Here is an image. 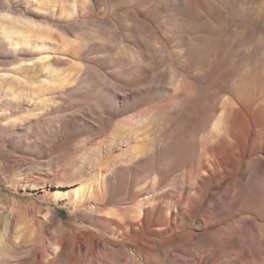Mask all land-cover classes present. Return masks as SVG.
Listing matches in <instances>:
<instances>
[{"label": "rangeland", "instance_id": "obj_1", "mask_svg": "<svg viewBox=\"0 0 264 264\" xmlns=\"http://www.w3.org/2000/svg\"><path fill=\"white\" fill-rule=\"evenodd\" d=\"M9 9L36 48L14 62L0 36V71L32 66L24 83H0V254L54 260L60 241L92 232L111 250L96 244L85 260L68 249L65 263L143 264L113 223L177 191L190 144L211 139L203 97L221 109L264 76V0H0V16ZM42 80L53 86L35 91ZM191 89L201 94L182 103ZM173 143L178 157L164 149Z\"/></svg>", "mask_w": 264, "mask_h": 264}, {"label": "bare ground", "instance_id": "obj_2", "mask_svg": "<svg viewBox=\"0 0 264 264\" xmlns=\"http://www.w3.org/2000/svg\"><path fill=\"white\" fill-rule=\"evenodd\" d=\"M23 29L29 32L30 25L10 9L0 16V36L7 41L4 46L11 49L14 62L25 60L21 51L36 48L23 36ZM46 61L47 57H40L33 66H44ZM30 67L19 64L15 69L0 71V83H24L19 72ZM51 86L52 82L42 80L35 91ZM245 87L250 90L242 96L223 97L221 109H210L205 97L201 100L202 114L212 110L211 139L203 147L190 144L181 175L171 181L177 191L167 193L162 202H157L161 195L143 198V203L152 205L150 209L145 212L141 205L129 214L137 213V218L129 216L113 223L121 239L136 244L143 264H254V261L264 264V90H261L264 76ZM180 94L182 103L186 104L201 93L191 89ZM176 107L170 105L165 109L176 111ZM184 138L192 140L191 135ZM182 148L183 145L173 143L164 149L167 156L178 157ZM194 153L199 157L197 161ZM96 188L100 189V185ZM94 191V188L89 190L86 197L92 199ZM172 204L174 209L170 207ZM153 211L164 216L154 220ZM103 238L92 232L80 233L79 243L66 238L58 243L56 250L53 247L55 253L57 249L60 251L57 259H50L47 252H39L37 261L32 263L29 258L1 253L0 264H68L62 259L68 249L70 254L86 249L87 260L96 244L103 251L111 250L113 240L108 236Z\"/></svg>", "mask_w": 264, "mask_h": 264}]
</instances>
